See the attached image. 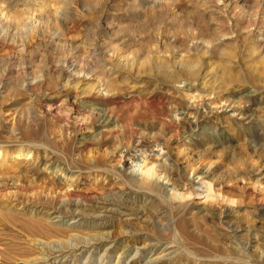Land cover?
<instances>
[{
  "label": "rangeland",
  "instance_id": "obj_1",
  "mask_svg": "<svg viewBox=\"0 0 264 264\" xmlns=\"http://www.w3.org/2000/svg\"><path fill=\"white\" fill-rule=\"evenodd\" d=\"M0 148V264H264V0H0Z\"/></svg>",
  "mask_w": 264,
  "mask_h": 264
},
{
  "label": "bare ground",
  "instance_id": "obj_2",
  "mask_svg": "<svg viewBox=\"0 0 264 264\" xmlns=\"http://www.w3.org/2000/svg\"><path fill=\"white\" fill-rule=\"evenodd\" d=\"M85 76V75H84ZM85 78H89V76H85ZM106 83V82H105ZM104 82H101V81H98L97 83H95L93 86H91L89 89H88V92L90 95H92V97L94 98H97V97H102L104 96L105 94H107V90H108V87L107 85L105 84ZM70 87V86H69ZM63 89V88H62ZM63 90H66V89H63ZM86 93V92H83V94ZM88 94V95H89ZM76 97V96H75ZM110 111V110H109ZM185 112V111H184ZM110 113V112H109ZM106 115V114H105ZM108 117V116H107ZM112 118V117H111ZM154 139V138H153ZM149 143V142H148ZM168 144V143H167ZM129 148V147H128ZM127 147L125 149H128ZM165 148V147H164ZM1 149V148H0ZM121 151V150H120ZM129 150H126L125 153H127ZM1 152V151H0ZM151 170H152V167L151 166H146L145 168V172L147 175H150L151 174ZM148 188L150 190H156L157 189V183L155 181H151L149 182L148 184ZM70 201V200H69ZM64 203H69L68 201L64 202ZM63 203V204H64ZM68 205V204H66Z\"/></svg>",
  "mask_w": 264,
  "mask_h": 264
}]
</instances>
